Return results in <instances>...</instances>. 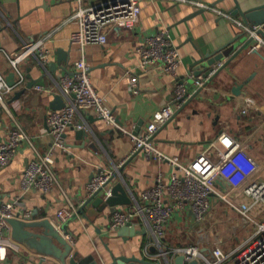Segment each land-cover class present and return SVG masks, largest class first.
I'll return each mask as SVG.
<instances>
[{
  "label": "crops",
  "instance_id": "crops-1",
  "mask_svg": "<svg viewBox=\"0 0 264 264\" xmlns=\"http://www.w3.org/2000/svg\"><path fill=\"white\" fill-rule=\"evenodd\" d=\"M109 1L84 0L83 5L95 6ZM194 1L244 20L233 14L236 10L234 0ZM237 1L244 10L264 5V0ZM140 7V19L133 29L113 28L109 30L105 45H88L81 50L71 42V35L79 29L72 18L79 9L76 1L0 0V73L6 81L15 73L9 59L18 56L25 45L47 37L43 48L46 61L36 53L18 65L25 82L21 86H11L14 88L5 95L8 110L0 108V139L9 138L18 123L30 135L37 151L46 153L54 143L48 120L53 111L51 103L57 94H62L66 103H70V98L61 91V79L74 71V63L82 57L90 67L96 91L120 123L136 134L141 133L150 122L157 121L156 113L171 102L179 83L188 80L194 85V73L202 69V60H208V56L234 37L246 33L234 21L195 4L143 0ZM161 32L169 33L179 52L177 78L167 73L162 63L141 64V48L148 45L150 37ZM246 39L240 38L237 46ZM236 48L234 44L224 54H218L221 63L227 62L226 67L186 106L174 107L173 118L159 126L154 143L167 156H176L180 162L189 163L208 149L216 157L212 143L227 132L246 142L248 153L259 166L254 179L264 181V49L251 51L248 47L235 56ZM38 60L43 63L42 67ZM53 63L56 66L50 70ZM131 75L138 80L137 94L129 91ZM31 80L36 84L29 89ZM16 81H19L17 75ZM239 85L241 94L235 95L234 90ZM38 86L45 91L38 90ZM199 89H195L193 95ZM22 90L25 92L14 100ZM244 110L247 112L243 113ZM73 124L74 129L70 126L64 134L68 148L55 153L58 184L51 192H24L22 188L21 177L28 163L36 158L35 150L27 142H22L11 163L0 169L2 206L12 205L14 217L33 222L49 219L57 226L65 224L59 220L58 212L72 207L79 211L90 198L88 184L103 171L116 173L106 191L122 183L132 199L130 205H119L116 210L142 207L145 205L143 192L154 188L159 178L168 183L175 172L167 160L159 161L148 158L143 152L135 153L131 139L107 126L92 109L79 107ZM77 125L86 131L81 138L77 135ZM124 161V166L119 167ZM219 186L223 192L230 189L223 181ZM229 194L237 204L253 205L252 199L241 193ZM99 206L94 208L93 217L88 213L93 207L89 205L82 213H74L76 217L69 223L67 221V231L73 239L72 253H78V259L85 264L94 261L110 264L113 258L120 256L152 261L145 255L159 252L158 246H162L170 257L169 262L162 260V264H174L178 255L175 252L192 246L198 247L204 257H211L215 248H221L225 254L235 253L223 264H247L239 249L254 234L248 226L255 228V225L215 195L204 222H196L191 211H180L169 219L166 234L159 243L141 215L137 221L142 226L135 228L145 234L125 237L118 231L111 232L115 210ZM251 215L263 223L264 205L252 207ZM6 238L10 246L0 252V260L5 264H62L59 258L43 254L15 239L11 227Z\"/></svg>",
  "mask_w": 264,
  "mask_h": 264
},
{
  "label": "built area",
  "instance_id": "built-area-1",
  "mask_svg": "<svg viewBox=\"0 0 264 264\" xmlns=\"http://www.w3.org/2000/svg\"><path fill=\"white\" fill-rule=\"evenodd\" d=\"M71 1H76L79 5L78 11L72 17L77 21L79 29L71 35V42L83 50L88 45H105L108 42L109 30L113 28L133 29L139 22L140 3L143 0H116L95 6H84V0ZM176 1L195 4L200 8L214 11L220 17L234 21L242 31L254 39L251 51L264 49V37L258 34L262 26H251L244 20L233 17L230 13L194 0ZM46 40L47 37L36 43L25 45L18 56L9 59L15 74L19 77V81L14 87L21 86L25 82L24 74L18 67L21 62L36 53H39L41 58L46 61L47 55L43 51ZM140 53L142 66L162 63L167 73L175 78L178 77L180 56L168 32H161L150 37L148 45L141 48ZM90 72V67L82 57L74 63V71L61 79V91L67 98H70V103H67L62 110L52 111L49 115V131L54 137L52 147L46 153L38 152L30 135L17 123L9 138L0 139V169L7 167L14 159L18 146L22 142H27L35 150L36 158L28 163L21 177L22 188L24 192L30 190H38L45 194L51 192L58 184V177L54 170L55 153L68 148L64 138L66 129L74 125L73 118L79 107L92 109L107 126L121 131L131 139L135 153L143 152L148 158L159 161L167 160L175 169L168 183L159 178L154 188L143 192L144 206H137L133 209H117L111 219V232H116L128 225H133V227L141 225L137 221V217L141 215L144 218V223L148 224L153 237L159 243L166 234V225L169 219L180 211H191L196 222H204L211 209L212 196L215 195L255 225L254 234L240 247L239 251L247 264H264V222H257L251 215L252 207L264 205V181L254 179L259 166L248 153L246 142L223 132L212 143L216 157L208 149L189 163L180 162L176 156H167L154 143L158 128L173 118L174 107L181 108L187 101L186 95L188 94L189 98L195 89L204 88L210 76L196 78L195 88L192 91L189 90L187 83H179L171 102L156 113L157 121L150 122L146 130L136 134L120 123L106 100L96 91ZM137 81V78L132 76L129 83V91L136 94L139 92ZM14 87H10L0 73V106L4 110H8L5 95ZM37 88L40 91H45L43 87L38 86ZM246 112L247 110L243 111V113ZM76 127L78 130L83 129L81 125ZM125 163L126 161L120 163L119 167H123ZM115 174L114 171H103L94 176L87 186L88 195L91 197L105 187ZM221 181L229 186L228 192H223L220 189ZM229 193H241L252 199L253 205L237 204L229 198ZM76 212L78 211L75 207L62 209L58 212V218L62 223H65ZM11 217H14L13 206L3 205L0 208V252L7 250L10 246L6 232L10 229L7 219ZM65 237L72 243L71 235L65 234ZM158 248L160 251L156 254L147 252L145 256L152 262H161L162 260L169 262L168 252L162 246H158ZM175 254H184L188 262L200 259L203 260V264H223L235 253L229 255L225 254L221 248H215L211 257H204L198 247L192 246L180 249ZM0 264L5 263L0 260Z\"/></svg>",
  "mask_w": 264,
  "mask_h": 264
},
{
  "label": "water",
  "instance_id": "water-1",
  "mask_svg": "<svg viewBox=\"0 0 264 264\" xmlns=\"http://www.w3.org/2000/svg\"><path fill=\"white\" fill-rule=\"evenodd\" d=\"M116 1V0H111ZM235 1V16H240L244 19V21L251 25V26H263L262 29L258 31V34L264 37V5L252 7L248 10H244L239 2L237 0ZM247 38L246 41L240 45L237 46L240 41V38ZM254 42V39L247 35L246 33L240 34L232 39L227 45L220 48L218 51L214 52L213 55L208 56V60H202L200 62V65H202V69L196 71L194 73L195 77L198 78L199 76L208 77L210 76L207 83H209L216 75L219 73L222 69L226 67L227 62L221 63L222 61L219 59V53L224 54L226 50L229 49V47H232L234 44L237 47L235 50L234 55L237 56L238 54L242 53L244 50H246L248 47H251ZM210 59V60H209ZM232 60V59H231ZM38 65L42 67L43 63L38 60ZM221 64V66L215 71L216 66ZM54 66H56L55 63H53L50 66V70L54 69ZM213 72V73H212ZM204 74V75H203ZM212 74V75H211ZM16 74L13 72L10 75V78L7 79V83L9 86H14L16 84ZM35 81L31 80V83L28 85V88L31 89L35 85ZM187 86L190 91H192L195 86L188 82L187 80ZM240 85L235 88L234 92L235 95L241 94ZM202 89H199L198 92H196L194 95L188 98V94L186 95L185 99L187 98V101L184 103V105L181 107L187 105L193 98H195ZM25 92V90H22L18 92L14 98V100L19 99L20 95H22ZM54 100L51 103V109L53 111H60L66 106V101L64 100L62 94L54 95ZM55 104V105H54ZM1 108V106H0ZM75 125H71V128L74 129ZM138 131V129H137ZM86 134V131L81 129L77 130V135L79 138H81L83 135ZM65 137V135H64ZM115 176L112 177L111 181L103 188L98 190L93 196H91L83 206L79 209L78 213H82L85 208H87L89 205H92L93 207L89 209L88 213L91 217H93L94 208L101 207V209H104L105 207H111L116 211V207L119 205L125 206L130 205L132 203V199H130L125 186L122 183L116 184L114 187L111 188V190L106 191V188L110 185L112 180ZM217 184L218 181H217ZM110 192V194H108ZM104 194V196H103ZM2 206V196H0V208ZM76 216H73L68 223L75 218ZM7 223L12 228L13 231V237L19 241H23L28 243L31 247L36 249L37 251L46 254V255H53L61 260L62 264H85L84 261L78 259V253H72L73 252V245L72 243L65 237V234H69L67 231V225L68 223L65 222V224L61 225L60 227L56 226L52 223L51 220L47 219L42 222H33L26 219H20L19 216L17 217H11L7 219ZM119 235L121 236H131L134 237L137 234H145V231H139L136 230L133 225H128L125 227H122L118 230ZM60 246V247H59ZM206 250H203L205 252ZM186 256L184 254H180L176 257L174 264H185L186 263ZM137 263V264H162L160 262H152L145 258L138 259L136 257H125L120 256L113 258L112 262L110 264H130V263ZM91 264H99V262L94 261ZM189 264H200L198 260H194L189 262Z\"/></svg>",
  "mask_w": 264,
  "mask_h": 264
},
{
  "label": "rangeland",
  "instance_id": "rangeland-1",
  "mask_svg": "<svg viewBox=\"0 0 264 264\" xmlns=\"http://www.w3.org/2000/svg\"><path fill=\"white\" fill-rule=\"evenodd\" d=\"M247 229H249V231H253V232H255V228L253 227V225L251 226H248V228Z\"/></svg>",
  "mask_w": 264,
  "mask_h": 264
}]
</instances>
